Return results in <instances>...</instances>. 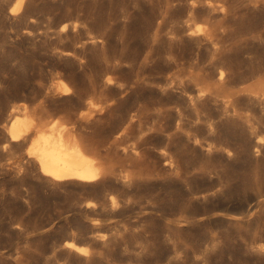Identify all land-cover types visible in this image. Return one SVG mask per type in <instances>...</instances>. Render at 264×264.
Masks as SVG:
<instances>
[{
  "label": "rangeland",
  "instance_id": "rangeland-1",
  "mask_svg": "<svg viewBox=\"0 0 264 264\" xmlns=\"http://www.w3.org/2000/svg\"><path fill=\"white\" fill-rule=\"evenodd\" d=\"M14 3L0 0V264H264V0ZM200 91L209 122L190 109ZM226 95L253 127L227 114ZM123 96L118 116L165 110L133 188L49 184L30 140H9L39 116L115 127Z\"/></svg>",
  "mask_w": 264,
  "mask_h": 264
},
{
  "label": "bare ground",
  "instance_id": "bare-ground-1",
  "mask_svg": "<svg viewBox=\"0 0 264 264\" xmlns=\"http://www.w3.org/2000/svg\"><path fill=\"white\" fill-rule=\"evenodd\" d=\"M24 1L25 0H15L11 12H19L23 7ZM65 27L66 26L63 28ZM225 77L226 73L222 70L220 72V82H223ZM113 83L114 79L112 77L106 79V85L109 86V84ZM123 85H119L123 91L122 95L129 91V86L127 85L128 87H126V85ZM165 89L164 91L162 90V92L169 95L171 90ZM69 91L70 89L66 88L65 92L68 93ZM205 95L206 94L201 92L191 98L189 97L191 104L190 109H192L193 114L200 121L205 119V117H201L203 110L206 109L205 105L208 103V100L206 102V100L203 99ZM124 98L123 96L120 100L114 102H118L117 106L114 103L110 105L108 115L111 120L113 116L117 117L119 114L115 112V108L122 109L119 105L127 101ZM136 98H138V96ZM225 99L226 100L222 102L225 109L228 111V115L234 114L236 119L240 117L251 125L253 124V120L249 117L250 115L243 116V113L237 109V99L231 98V96L228 95L225 96ZM249 100L253 101L251 99ZM145 107L147 108V105L145 106V104L138 103V105L131 108L132 110L128 111L127 114L125 113L126 115L118 116L119 123H117V126H111L109 128L108 125L110 124V120L108 122L109 124L103 123L102 120L104 116H92L89 114L83 115V117L68 114L66 118L60 121L59 119L56 120V118L52 120V117L46 120V118L39 116L38 120L33 121L29 126H27V123L23 124L21 121H18L16 124L13 123L9 127V140L12 143L30 140V144L27 146V152H30V155H32L37 162L40 172L49 184L62 186L66 183H74L75 185L88 188L102 186L107 190L120 186L123 190H127L131 187L133 188V185L136 186L135 184L137 182H141L148 170L146 167H150V165H144L146 153L142 151L147 144L149 133L153 130L157 131L160 129L159 127L164 128L162 121L165 119V110L163 113L160 109L161 114L152 118ZM22 109L27 111L28 107L23 105ZM179 112L182 113L181 111ZM178 118L179 124L184 127L185 116L179 114ZM151 119L153 121L152 127L149 126ZM205 120H207V118ZM213 126L214 125H212V128ZM251 127H253V125ZM34 129H37L36 137H33ZM255 143L258 147L262 144L261 140H257ZM25 145L28 144L26 143ZM256 147L257 146H255V148ZM258 149L260 150V148ZM262 151H264V149ZM161 157L165 159L167 156L163 154ZM146 161H148V159ZM187 220L188 218H185V222H187ZM65 246L80 254H87L88 252L85 246H80L72 241L66 242Z\"/></svg>",
  "mask_w": 264,
  "mask_h": 264
},
{
  "label": "water",
  "instance_id": "water-1",
  "mask_svg": "<svg viewBox=\"0 0 264 264\" xmlns=\"http://www.w3.org/2000/svg\"><path fill=\"white\" fill-rule=\"evenodd\" d=\"M251 211H252V209H250L249 207H246V208L241 210V213L249 214V213H251Z\"/></svg>",
  "mask_w": 264,
  "mask_h": 264
}]
</instances>
